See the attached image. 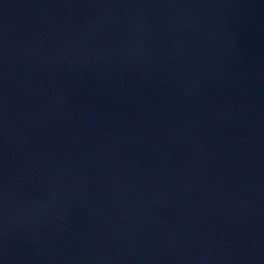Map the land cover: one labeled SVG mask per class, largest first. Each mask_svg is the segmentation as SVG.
Returning <instances> with one entry per match:
<instances>
[{
    "label": "water",
    "instance_id": "water-1",
    "mask_svg": "<svg viewBox=\"0 0 264 264\" xmlns=\"http://www.w3.org/2000/svg\"><path fill=\"white\" fill-rule=\"evenodd\" d=\"M0 264H264V0H0Z\"/></svg>",
    "mask_w": 264,
    "mask_h": 264
}]
</instances>
